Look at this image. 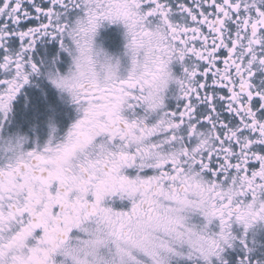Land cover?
Here are the masks:
<instances>
[{
  "label": "snow or ice",
  "instance_id": "1",
  "mask_svg": "<svg viewBox=\"0 0 264 264\" xmlns=\"http://www.w3.org/2000/svg\"><path fill=\"white\" fill-rule=\"evenodd\" d=\"M0 264H264V0H0Z\"/></svg>",
  "mask_w": 264,
  "mask_h": 264
}]
</instances>
